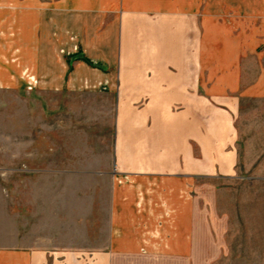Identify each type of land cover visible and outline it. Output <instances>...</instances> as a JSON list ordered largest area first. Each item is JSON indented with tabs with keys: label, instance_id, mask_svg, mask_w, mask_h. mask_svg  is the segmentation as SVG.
<instances>
[{
	"label": "crops",
	"instance_id": "0c3cea01",
	"mask_svg": "<svg viewBox=\"0 0 264 264\" xmlns=\"http://www.w3.org/2000/svg\"><path fill=\"white\" fill-rule=\"evenodd\" d=\"M85 89L114 94L118 126L101 163L61 160L60 174L85 179L56 186L92 188L85 210H64L46 178L19 177L45 176L47 152L15 149L30 110L14 96ZM0 93L14 99L0 264H215L238 234L254 250L264 0H0Z\"/></svg>",
	"mask_w": 264,
	"mask_h": 264
},
{
	"label": "rangeland",
	"instance_id": "374dc122",
	"mask_svg": "<svg viewBox=\"0 0 264 264\" xmlns=\"http://www.w3.org/2000/svg\"><path fill=\"white\" fill-rule=\"evenodd\" d=\"M114 94L106 91H92V90H47L46 92H30L22 93V95L14 96L15 100L9 95L0 93V161L4 163L6 160L7 148L11 145V141L7 140V108L6 100L12 99L15 102L19 101L18 105L22 110L24 104L22 99H27L26 105L28 113L27 127H30V133L24 140L19 139L20 147L15 149L22 150L25 148L30 152H36L37 149H45L47 172L46 175L39 170H24L19 177L27 179L46 178L48 182L47 194L51 199H55V195L62 194L64 210L66 206L70 208L74 202L78 201L80 209L85 210L86 195L91 194L92 188L85 187H59L56 182L69 179L71 182H80L85 179L84 176L73 174L67 176L62 174L61 160L69 158L70 165L76 167L85 163L88 157L92 156L102 161V149L108 147L112 141L114 131L117 129V122H115L116 110L115 107L110 106L113 103ZM19 130V129H18ZM17 132V130H16ZM19 134H22L19 132ZM17 152V151H16ZM22 152V151H19ZM70 168V167H69ZM59 169V170H58ZM39 171V172H38ZM26 179V180H27ZM78 179V180H76ZM105 188L99 186L94 188L96 200L102 198ZM234 192V191H233ZM73 200V201H72ZM256 207L254 213V250H251L250 241L246 239L245 235L228 236V244L230 247H240L239 250H232L225 252L226 257H222L216 261L215 264H264V203L262 188H255ZM212 206V218L215 215L214 204ZM228 210L232 209L231 203L228 201ZM211 209V208H210ZM209 211V210H208ZM220 214V211H219ZM230 221H228L230 225ZM234 244V245H233ZM236 245V246H235ZM243 248H249L243 249Z\"/></svg>",
	"mask_w": 264,
	"mask_h": 264
}]
</instances>
